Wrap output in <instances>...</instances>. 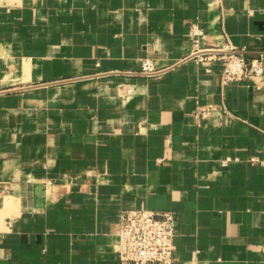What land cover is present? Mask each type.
<instances>
[{"label":"crops","instance_id":"obj_1","mask_svg":"<svg viewBox=\"0 0 264 264\" xmlns=\"http://www.w3.org/2000/svg\"><path fill=\"white\" fill-rule=\"evenodd\" d=\"M130 209L170 264H264V0H0V264H120Z\"/></svg>","mask_w":264,"mask_h":264},{"label":"built area","instance_id":"obj_2","mask_svg":"<svg viewBox=\"0 0 264 264\" xmlns=\"http://www.w3.org/2000/svg\"><path fill=\"white\" fill-rule=\"evenodd\" d=\"M194 43L200 30L192 27ZM196 54L203 52L202 50ZM217 51V52H216ZM209 58L218 57L223 61L220 82L225 85L239 81L248 75H261L262 55L259 58L246 59L236 48L225 43L217 50H210ZM140 72L151 76L155 73L151 60L144 58L140 62ZM201 111L200 115L205 114ZM229 159L223 161L226 162ZM175 212L171 210L153 211L149 209L123 210L119 214L116 230L115 252L120 264H170L174 251Z\"/></svg>","mask_w":264,"mask_h":264},{"label":"water","instance_id":"obj_3","mask_svg":"<svg viewBox=\"0 0 264 264\" xmlns=\"http://www.w3.org/2000/svg\"><path fill=\"white\" fill-rule=\"evenodd\" d=\"M216 52H217V51H216ZM237 52H238V53H241V54H244L245 51H238V50H237Z\"/></svg>","mask_w":264,"mask_h":264}]
</instances>
